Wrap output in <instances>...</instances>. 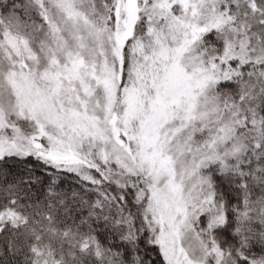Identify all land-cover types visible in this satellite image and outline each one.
<instances>
[{
  "label": "snow or ice",
  "instance_id": "6c2138e0",
  "mask_svg": "<svg viewBox=\"0 0 264 264\" xmlns=\"http://www.w3.org/2000/svg\"><path fill=\"white\" fill-rule=\"evenodd\" d=\"M0 264H264V0H0Z\"/></svg>",
  "mask_w": 264,
  "mask_h": 264
}]
</instances>
